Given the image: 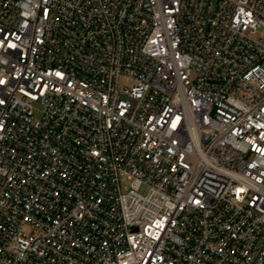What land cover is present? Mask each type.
Segmentation results:
<instances>
[{
	"label": "built area",
	"instance_id": "1",
	"mask_svg": "<svg viewBox=\"0 0 264 264\" xmlns=\"http://www.w3.org/2000/svg\"><path fill=\"white\" fill-rule=\"evenodd\" d=\"M0 264H264V0H0Z\"/></svg>",
	"mask_w": 264,
	"mask_h": 264
},
{
	"label": "rangeland",
	"instance_id": "2",
	"mask_svg": "<svg viewBox=\"0 0 264 264\" xmlns=\"http://www.w3.org/2000/svg\"><path fill=\"white\" fill-rule=\"evenodd\" d=\"M121 83L124 84V83H125V80H122ZM142 191H143V192H146V191H147V188H146V187L143 188Z\"/></svg>",
	"mask_w": 264,
	"mask_h": 264
}]
</instances>
